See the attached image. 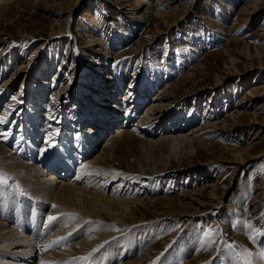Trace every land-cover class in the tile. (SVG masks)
Listing matches in <instances>:
<instances>
[{"label": "rangeland", "instance_id": "374dc122", "mask_svg": "<svg viewBox=\"0 0 264 264\" xmlns=\"http://www.w3.org/2000/svg\"><path fill=\"white\" fill-rule=\"evenodd\" d=\"M147 1L158 9L174 12L164 18L151 14L143 19V16L138 17V12L142 13L140 0H40L29 7L24 4L16 14L11 13L7 42L0 46V53L9 48L0 57V84L8 77L14 80L11 89L3 92L6 98L0 111L9 109L10 102L14 105L12 97L21 93L16 98L22 104L17 105L26 104L31 95L34 103L48 110L54 105L58 112L62 111L64 117L73 121L74 116L76 119V115L89 108L74 105L72 97H79L88 89L92 91L103 67L109 68L113 77L124 74L128 83L138 73L137 79L144 81L143 84L148 81L153 85L162 79L144 106L151 102L160 87L192 73L201 64L194 71L193 87L177 94L175 99L179 103L174 102L166 110V118L171 116L172 123L173 118L182 116L187 133L191 127L201 126L205 130L202 134H207L201 136L209 142L208 148L195 152L193 157L174 167V171L180 170L183 175H163L152 183L135 187L143 197L164 194L183 198V203L196 208L198 214L193 220L179 217L180 210L185 208L179 203L172 208L175 215L172 222L157 217L165 212L161 209L137 214L138 221L156 223H145L140 230L125 232L108 246L144 232V237L148 238L145 242L155 245L156 251L152 253L155 261L160 256L159 259L166 257V260L183 250L180 264L193 256L199 257L200 264H234V250L228 246H236L235 250L246 248L254 254L264 250V235L259 234L264 231V168L261 167L264 154L254 157L264 151V0H260V4L256 0H192L186 9L182 4L187 0ZM40 76H45L47 86L34 81ZM137 86L134 83L129 90L133 92ZM61 87L63 93L70 91L71 100L64 97L59 101L60 94L56 97L52 94ZM41 89H47L45 95ZM36 105H28L29 111H35ZM11 111L9 126H13L25 150L34 134L31 138L24 127L20 132L19 113ZM191 117L194 120L188 124ZM32 120L29 116L26 123ZM211 124L213 126H208ZM232 125L238 127L231 129ZM221 130L223 133L217 134ZM112 131L114 129L108 133ZM50 144L56 146L58 142L46 143V148ZM74 145L78 147L77 143ZM234 148L248 150L245 154L248 162L240 168L232 162ZM115 185L109 191L120 193L121 187L114 189ZM143 185L151 186L148 193L141 191ZM121 186L123 189L125 184ZM184 193L189 197L184 198ZM214 193L220 199L218 210L210 206L209 197ZM38 206L34 201L31 212L35 213ZM193 212L196 211L190 213ZM248 223L253 225L252 229L247 227ZM251 236L256 237L255 242Z\"/></svg>", "mask_w": 264, "mask_h": 264}, {"label": "bare ground", "instance_id": "6f19581e", "mask_svg": "<svg viewBox=\"0 0 264 264\" xmlns=\"http://www.w3.org/2000/svg\"><path fill=\"white\" fill-rule=\"evenodd\" d=\"M39 1L0 0V46L7 42L10 14L19 12L24 4L29 7L38 4ZM140 1L142 13L138 12L139 18L143 16L142 18L145 19L151 14L164 18L174 12L173 9H158L147 0ZM191 1L187 0L182 6L186 9L192 4ZM256 1L258 4L262 3L260 0ZM252 7L256 8V6ZM3 25H6V28ZM8 51L9 48L1 51L0 57ZM197 67L200 68L201 64ZM196 68L192 73L181 75L175 82H168L167 85L160 87L151 98V102L143 106L145 100L147 101L151 92L158 86L157 82L163 81L162 79L154 82L153 85L147 80V83L143 84L144 81L137 79L140 76L138 73L132 76V82L128 83L125 82L124 74L113 77L114 75L109 74V68L103 67L100 77L95 79L96 83L92 91L88 89L85 93L81 92L79 97L74 96L72 100L69 97L70 91L63 93V87L53 91L55 97L60 94L59 101L68 97L74 105L78 104L80 107L85 106L90 109H85L80 115H76V119L74 116L73 121L67 116L64 117L62 111L58 112L54 105L48 110L46 106L34 103L31 95L23 106L18 99H15L14 105L8 102L7 106L10 108L5 112L0 111V118H4L5 121L0 122V173H3L8 180L7 185L0 186V264H42V262L44 264H152L156 257L152 254L156 251L155 245L150 246L145 242L146 239L148 242V238L144 237L146 235L144 232L135 233L118 244L110 246L108 244L125 232L140 230L145 223H156L138 221L135 219L137 214L161 209L165 212L158 214L157 217L172 222L175 217L172 208L176 203L185 205V208L180 210L179 217L187 216L186 220H193L195 214H198L196 208L190 207L189 203L187 205L183 203V198L164 194L153 196L154 198L147 194L145 198L140 196L135 188L145 182L146 185L148 182L152 183L155 178L163 175H183L180 170L174 171V167L193 157L195 152L208 148L209 142L202 137L207 134H202L205 130L201 126L191 127L187 133L182 116L173 118L175 121L172 123H170L171 116L166 118V110L174 102L179 103L175 99L177 94L181 90L186 93L193 87ZM143 74L146 75V72ZM12 80L14 79L8 77L0 84V106L6 98L3 92L11 89ZM34 81L47 86L45 76H40L39 80L34 79ZM134 83L138 86L132 92L129 89ZM46 90L41 89L43 94ZM15 95L18 97L21 93ZM18 102L21 104L17 105ZM32 104H37L35 111H29L28 105L32 107ZM67 104L65 103V108ZM11 109L19 113L20 132L24 127L23 130L27 131L31 138L34 134L33 141L26 143L25 150L22 143L17 140L19 136L13 132V126H9ZM29 116L33 120L26 123ZM253 116L257 117L255 114ZM187 120L188 118L186 122ZM193 120L191 117L188 124ZM254 120L257 123V118ZM237 127L232 125L231 129ZM113 129L114 131L108 133ZM222 133L223 130L217 134ZM49 137H52V142H58V145L50 144L46 148V143H51ZM76 143L77 148L74 147ZM42 146L46 149L42 150ZM233 152L235 158L232 162L239 168L248 162L245 156L247 149L234 148ZM262 154L264 151L254 157H260ZM153 158L156 161H153ZM60 162L67 167V170L61 169L58 172L62 175L66 173L67 178L46 172L50 164L58 167L61 165ZM70 172H75L74 174L77 175L74 180ZM96 179L97 181L93 182ZM90 183H93L92 186L89 185ZM122 184H125L123 189ZM112 185H115L114 189L121 187L122 191L118 192L119 194L114 190L110 192L109 188H112ZM144 187L143 185L141 191L148 193V188L151 186ZM135 190L136 193L133 192ZM199 191L201 189L198 193ZM217 195L214 193L209 197L210 206L214 210L220 208V199ZM182 196L189 197L188 193ZM34 201L39 206L35 213H31L30 208L34 206ZM54 205L56 207H53ZM229 206L232 208V205ZM192 210L196 212L190 213ZM61 214L76 215L70 217ZM49 216H55L57 219L49 222ZM69 232L73 234L66 240L52 247H46L57 238L67 236ZM82 234L84 237L78 239L77 236L80 237ZM93 249L97 251L93 252ZM182 251H176L166 260V257L159 259L162 257L160 256L155 264H180L179 261L184 255ZM90 252H93L91 260L78 259L87 256ZM200 262L199 257L193 256L185 264H200Z\"/></svg>", "mask_w": 264, "mask_h": 264}, {"label": "snow or ice", "instance_id": "6c2138e0", "mask_svg": "<svg viewBox=\"0 0 264 264\" xmlns=\"http://www.w3.org/2000/svg\"><path fill=\"white\" fill-rule=\"evenodd\" d=\"M12 99L15 100L17 98L12 97ZM0 122H5L4 118H0ZM51 140H52V137H49V141ZM261 167L264 168V165H262ZM7 183H8L7 177L3 173H0V186L7 185ZM53 207H56V206L54 205ZM61 215H68L70 217H75L76 214H61ZM262 216H264V214H262ZM56 219L57 217L55 216L48 217L49 222L55 221ZM247 227L249 229H252L253 225L248 223ZM117 231H119V229H117ZM72 234H73L72 232H69L67 236L57 238L56 241H53L52 244L46 247H52L54 244H59L61 241L66 240L68 236H71ZM259 234L264 235V231H260ZM209 235H211V231ZM250 238L255 242L256 240L255 236H251ZM228 247L230 250H234L233 255L236 257L234 264H264V250H261L254 254L251 250L246 249V248H240L239 250H235L236 246L234 245H231ZM95 251H97V249H93V252ZM93 252H90L87 256L79 257L78 259L81 261H89L92 259ZM42 264H44V262H42Z\"/></svg>", "mask_w": 264, "mask_h": 264}]
</instances>
